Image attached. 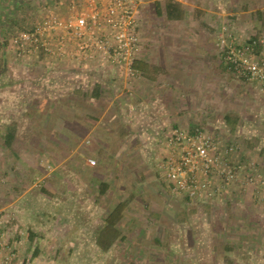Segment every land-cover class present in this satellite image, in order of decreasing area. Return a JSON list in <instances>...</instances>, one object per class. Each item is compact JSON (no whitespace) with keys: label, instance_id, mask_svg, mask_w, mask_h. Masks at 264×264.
I'll list each match as a JSON object with an SVG mask.
<instances>
[{"label":"rangeland","instance_id":"rangeland-1","mask_svg":"<svg viewBox=\"0 0 264 264\" xmlns=\"http://www.w3.org/2000/svg\"><path fill=\"white\" fill-rule=\"evenodd\" d=\"M166 1L183 7L182 21H169L164 14H157V4ZM226 1L225 5H214L201 0H140L139 58L148 66V80L139 72L130 85L109 81L105 90L100 91L117 98L118 106L123 103L118 100H131L137 106L142 97L146 96L148 103L152 95L159 97L167 109L160 119H169V130L203 128L219 134L225 144H234L237 149L231 164H242L245 169L234 185L226 189V196H217L212 201H220L210 204H194L191 200L188 204L166 194L160 213L144 211L141 226L128 229L126 237L114 247L110 260L93 251L97 246L77 244L78 230L70 228L67 220L55 218V212L46 214L48 221L40 216V229L31 228L30 219L24 222L10 216L0 237V264L12 251L14 264H264V199L260 196V183L264 180V105L259 95H264V91L256 92L255 87L235 77L225 66L217 45L222 37L235 42L264 38V0ZM213 36L217 38L216 50L198 52L195 47ZM102 73H94L95 78L105 76ZM157 78L161 91L153 84ZM236 111L243 114L241 124L234 117ZM141 114H118L120 126L131 120L137 130L140 117H145ZM226 116L230 117L231 126L225 123ZM236 123L242 127L240 133L235 131ZM115 125L111 124L114 129ZM140 134H134L139 144L119 149L123 154L116 166L122 175L131 173L139 177L145 171L142 160L149 172L148 167L153 166L149 165L150 151L140 143ZM44 145L42 137L40 146ZM139 148L141 153L144 149L142 155L135 153ZM30 183L34 185L37 180L31 178ZM40 186L37 183L35 188L40 190ZM143 200L147 202L146 198ZM137 221L139 225V218Z\"/></svg>","mask_w":264,"mask_h":264},{"label":"crops","instance_id":"crops-1","mask_svg":"<svg viewBox=\"0 0 264 264\" xmlns=\"http://www.w3.org/2000/svg\"><path fill=\"white\" fill-rule=\"evenodd\" d=\"M65 1L0 0V214L2 218L11 216L24 222L30 219V227L40 229V216L48 221L47 215L55 212V218L67 220L70 228L78 230L77 244L97 246L93 251L110 260L114 247L126 237L128 229L137 230L141 226L142 213H160L162 204H166V194L174 196L154 167L160 153L158 142L164 135L160 134L167 133L171 123L169 119H160L167 109L159 97L152 95L149 103L145 102L146 96L142 97L137 106L131 100L124 103L125 99L118 100L123 102L118 106L117 98L108 97L107 93L100 92L96 97L93 93L96 85H101L103 91L109 81L113 82L103 69L102 74L107 76L96 79L94 73L100 70L79 68L67 60L46 58L41 53L31 59L17 58L10 45L11 37L30 29L40 18L44 5L60 11L65 8ZM201 1L214 5L228 3ZM216 41L213 36L195 48L201 53H212ZM140 48L137 61L146 70V62L139 58L142 44ZM259 52L264 56V47ZM246 83L255 87L256 92L260 89L254 83ZM153 84L161 91L158 78ZM259 95L264 105V95ZM254 96L255 92L251 98ZM138 111L145 116L139 119V130H134L131 120L120 126L118 114L137 116ZM234 117L241 124L242 112L236 111ZM115 123L114 129L111 124ZM241 130L238 126L235 131ZM135 132L141 133L140 143L150 151L149 165H153L148 167L149 172L142 160L145 171L139 177L131 173L122 175L116 166L122 153L120 148L139 144ZM8 137L10 149L6 145ZM42 137L46 146H40ZM138 151L141 153L140 148L135 153ZM89 159L96 162L95 168L85 164ZM31 178L41 185L40 190L35 188L37 183H30ZM225 191L218 197L226 196ZM179 198L180 202L191 203Z\"/></svg>","mask_w":264,"mask_h":264},{"label":"built area","instance_id":"built-area-1","mask_svg":"<svg viewBox=\"0 0 264 264\" xmlns=\"http://www.w3.org/2000/svg\"><path fill=\"white\" fill-rule=\"evenodd\" d=\"M65 8H41L40 18L28 30L10 39L15 55L31 59L67 60L79 68L107 72L111 80L127 86L137 76L134 64L141 47L138 7L140 0H67ZM223 62L235 77L264 90V38L235 42L222 37L218 42ZM156 172L174 196L209 202L234 185L245 169L231 164L234 144H225L217 133L203 128H172L159 140ZM85 164L95 167L96 162ZM264 199V180L261 181ZM9 223L0 218V237ZM9 231V229H7ZM1 243V242H0ZM15 253L1 264H14ZM28 263V260L26 261Z\"/></svg>","mask_w":264,"mask_h":264},{"label":"trees","instance_id":"trees-1","mask_svg":"<svg viewBox=\"0 0 264 264\" xmlns=\"http://www.w3.org/2000/svg\"><path fill=\"white\" fill-rule=\"evenodd\" d=\"M161 4L163 5V8L162 7H159L161 6ZM158 3L157 4V14L158 15H165L166 19L169 20V21H182L185 17V10L183 9V7L180 5V4H177L173 1H166L164 3ZM143 66L140 62L136 61L135 64H134V69L140 73H142V75L145 76V70L143 69ZM101 85H96V87L93 89V93L94 95L97 97V95L100 94V88ZM225 121H226V124H230L231 125V120H230V117L229 116H226L225 117ZM12 135H14V133H12ZM9 136V134H8ZM14 139V137H13ZM7 140H9V137L6 139V145L8 146V148L10 149V143L8 142L7 143ZM187 199V198H186ZM188 200V199H187ZM32 238V235L30 236ZM30 238V239H31ZM109 247V246H108ZM37 251L34 252L33 254L36 255Z\"/></svg>","mask_w":264,"mask_h":264}]
</instances>
